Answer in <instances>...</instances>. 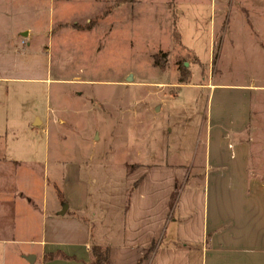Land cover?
Listing matches in <instances>:
<instances>
[{
  "label": "crops",
  "instance_id": "obj_1",
  "mask_svg": "<svg viewBox=\"0 0 264 264\" xmlns=\"http://www.w3.org/2000/svg\"><path fill=\"white\" fill-rule=\"evenodd\" d=\"M226 1L203 3L213 10ZM166 2L172 10L177 5ZM51 4L29 12L48 14ZM239 10L246 13L245 42L237 55L250 67L239 72L241 81L185 83L155 106L174 115L179 89H209L197 158L189 163L193 147L184 146L143 155L129 174L127 203L108 214L95 211L81 159H62L58 149L50 158V125L62 124V107L51 97L52 84L62 80L51 49L34 44L42 34L34 37L28 20L6 32L0 41V243L11 245L20 263L92 264V249L100 245L110 264H264V174L254 168L253 141L264 114V0H240ZM20 34L29 39L22 49ZM25 95L34 96L31 103L23 102ZM179 125L181 119L165 122L163 132L169 128L173 137Z\"/></svg>",
  "mask_w": 264,
  "mask_h": 264
},
{
  "label": "rangeland",
  "instance_id": "obj_2",
  "mask_svg": "<svg viewBox=\"0 0 264 264\" xmlns=\"http://www.w3.org/2000/svg\"><path fill=\"white\" fill-rule=\"evenodd\" d=\"M45 1L0 0V41L27 20L35 25L34 37L42 34L34 44L45 42L43 48L51 49L53 67L62 76L51 86L52 103L62 107V124L50 125V158L58 149L62 159H81L96 213L117 212L127 203L131 188L125 186L143 155L152 158L156 150L158 157L165 156L168 149L184 146L193 147L189 163L197 158L209 89H179L175 116L157 112L155 106L166 104L185 83L241 81L239 72L250 68L237 55L245 42L246 13L239 10L240 0H227L213 10L203 3L210 0H172L174 11L167 0H51L48 14L29 12L42 11ZM176 7L183 9L181 16ZM21 42L22 49L26 43ZM177 119L181 125L168 137L163 124ZM261 123L253 140L254 168L264 174V114ZM188 176L178 182L172 208ZM0 264L30 263H20L11 245L0 243Z\"/></svg>",
  "mask_w": 264,
  "mask_h": 264
},
{
  "label": "trees",
  "instance_id": "obj_3",
  "mask_svg": "<svg viewBox=\"0 0 264 264\" xmlns=\"http://www.w3.org/2000/svg\"><path fill=\"white\" fill-rule=\"evenodd\" d=\"M176 192H177V188L174 190L173 198L175 197ZM60 196L63 197V193L60 192ZM92 250L94 254V261L92 264H110L108 248H103L100 245H95Z\"/></svg>",
  "mask_w": 264,
  "mask_h": 264
},
{
  "label": "built area",
  "instance_id": "obj_4",
  "mask_svg": "<svg viewBox=\"0 0 264 264\" xmlns=\"http://www.w3.org/2000/svg\"><path fill=\"white\" fill-rule=\"evenodd\" d=\"M24 43H26V40H25V38H23V40H22Z\"/></svg>",
  "mask_w": 264,
  "mask_h": 264
}]
</instances>
